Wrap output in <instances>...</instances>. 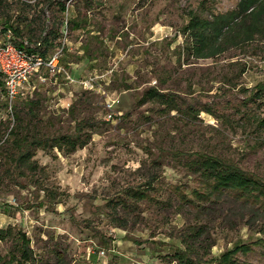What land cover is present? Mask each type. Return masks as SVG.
Here are the masks:
<instances>
[{"label":"rangeland","instance_id":"1","mask_svg":"<svg viewBox=\"0 0 264 264\" xmlns=\"http://www.w3.org/2000/svg\"><path fill=\"white\" fill-rule=\"evenodd\" d=\"M237 1L0 0V44L9 30L20 48L10 25L29 47L60 33L42 46L59 51L63 71L35 73L13 103L23 134L72 133L79 119L92 125L84 147L36 149L38 168L20 172L5 158L16 151L7 142L15 121L0 88V227L25 232L29 264H175L181 235L196 224L206 227L200 239L213 264L240 245L251 250L233 259L264 264L259 207L222 195L198 215L173 189L194 199L199 182L187 161L209 154L264 182V37L208 57L186 48L188 11L209 17ZM150 86L190 103L191 113L182 103L167 112L140 102ZM12 243L0 240V262Z\"/></svg>","mask_w":264,"mask_h":264},{"label":"trees","instance_id":"2","mask_svg":"<svg viewBox=\"0 0 264 264\" xmlns=\"http://www.w3.org/2000/svg\"><path fill=\"white\" fill-rule=\"evenodd\" d=\"M203 4V3H202ZM189 21L184 26V31L188 34L187 49L198 57H208L220 53L230 45H237L250 41L256 37H264V0H238L233 9L223 13L211 14L209 17L201 16L197 11H188ZM9 29L19 38L17 46L25 48L28 52H35L41 55L47 54V47L42 44L51 46L53 41L58 38L60 33L58 30L52 38L43 36L38 40L36 47L24 45L21 31L18 28ZM3 88V81L0 77V88ZM257 92L263 93L264 86L259 85ZM27 101L29 107L33 105L32 98ZM175 95H171L162 91L156 86H150L143 92L140 102H155L163 106V110L181 111L179 104H184V113H191L190 103H186L181 99L179 101ZM32 103V104H31ZM19 110L13 107L14 125L9 130V139L7 142L14 147L16 151L8 155L6 159L13 162L14 166L29 170L38 168V164L33 159L36 149H42L50 152L54 148L65 154L71 153L78 148L84 147L91 139V132L85 131V128L92 127L87 119H79L72 133H60L56 135H28L23 134L25 125L24 116ZM264 124V117L257 121V126ZM188 167L197 175L199 186L195 187L191 192L194 199L186 195L181 188L175 185L173 189L177 192L180 203L195 208L199 215L207 210V203L220 198L222 195H228L243 204L256 205L264 212V182L254 178L249 173L239 168L233 163L227 162L218 155H203L200 157L190 158ZM151 179H153L151 177ZM148 183H151L148 182ZM180 189V190H178ZM135 196L143 198L146 196L144 190L133 191ZM196 199V201H195ZM201 202V203H200ZM206 227L202 224L188 227L181 235L184 244L183 248L178 247L172 254L171 261L175 264H213L211 259L206 258L207 246L202 244L200 239L201 233H206ZM12 236V247L9 257L1 258L0 264H29L33 260V253L29 246V239L25 232L18 229L13 230L12 227H0V240H5ZM205 238V237H204ZM201 240V241H200ZM250 251L251 246L240 245L234 249L226 251L222 254L216 264H246L233 259L234 253L237 251Z\"/></svg>","mask_w":264,"mask_h":264},{"label":"built area","instance_id":"3","mask_svg":"<svg viewBox=\"0 0 264 264\" xmlns=\"http://www.w3.org/2000/svg\"><path fill=\"white\" fill-rule=\"evenodd\" d=\"M59 51L52 54L41 55L35 52H26L16 48L12 43L10 31H7L6 40L0 44V77L3 81V92L6 98V110L13 123V103L24 95L25 85H29L31 76L40 73L41 70L51 73L63 71L59 67ZM41 80L44 78L38 75Z\"/></svg>","mask_w":264,"mask_h":264}]
</instances>
